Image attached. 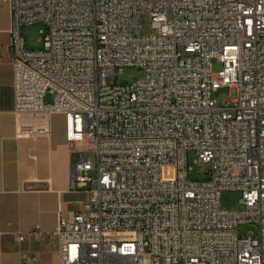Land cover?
Masks as SVG:
<instances>
[{"label": "built area", "instance_id": "2783aa9c", "mask_svg": "<svg viewBox=\"0 0 264 264\" xmlns=\"http://www.w3.org/2000/svg\"><path fill=\"white\" fill-rule=\"evenodd\" d=\"M1 1L16 136L47 137L60 115L66 143L88 147L71 166L81 208L30 232L56 239L58 264H264V0ZM142 15L156 35H141ZM39 23L28 50L21 30ZM124 68L140 76L106 83ZM222 87L236 98L218 105ZM224 191L241 210L220 208Z\"/></svg>", "mask_w": 264, "mask_h": 264}, {"label": "crops", "instance_id": "0c3cea01", "mask_svg": "<svg viewBox=\"0 0 264 264\" xmlns=\"http://www.w3.org/2000/svg\"><path fill=\"white\" fill-rule=\"evenodd\" d=\"M9 27V7L0 0V264H58L56 239L30 232L38 226L48 233L58 217L81 208L84 194L70 189V178L83 143H66L60 115L51 116L47 137L16 136Z\"/></svg>", "mask_w": 264, "mask_h": 264}, {"label": "rangeland", "instance_id": "374dc122", "mask_svg": "<svg viewBox=\"0 0 264 264\" xmlns=\"http://www.w3.org/2000/svg\"><path fill=\"white\" fill-rule=\"evenodd\" d=\"M45 32V26L42 23L23 27L21 30V36L24 40L25 47L28 50H38L41 48V42ZM140 32L142 36H153L156 35L158 30L153 27L146 15L140 17ZM223 65L216 61L211 62V72L217 73L222 70ZM140 76V71L134 68H124L120 71H116L114 75L107 77L106 83L113 84H129L133 82ZM212 99L216 101L218 105L222 103L233 101L236 98V89L231 87H222L217 89L211 95ZM53 101V95L51 93H46L43 98L44 104H51ZM60 124V120H57ZM58 125V124H57ZM87 145L83 143L76 148V151L87 150ZM90 160L93 162L94 157L89 154ZM188 167L191 169V178L204 179L205 171L207 170V165L204 163L197 162V156L190 152L187 155ZM91 179H95V171L92 170L89 173ZM220 208L225 211H237L242 209V204L240 203V193L235 191H224L219 197ZM239 235L244 237L248 233L255 232V227L252 225H241L239 226Z\"/></svg>", "mask_w": 264, "mask_h": 264}]
</instances>
